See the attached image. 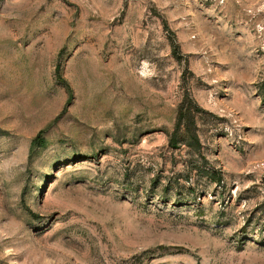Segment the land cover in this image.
Segmentation results:
<instances>
[{
	"label": "rangeland",
	"instance_id": "1",
	"mask_svg": "<svg viewBox=\"0 0 264 264\" xmlns=\"http://www.w3.org/2000/svg\"><path fill=\"white\" fill-rule=\"evenodd\" d=\"M0 264H264V0H0Z\"/></svg>",
	"mask_w": 264,
	"mask_h": 264
},
{
	"label": "trees",
	"instance_id": "2",
	"mask_svg": "<svg viewBox=\"0 0 264 264\" xmlns=\"http://www.w3.org/2000/svg\"><path fill=\"white\" fill-rule=\"evenodd\" d=\"M172 54H176L177 47L172 43ZM185 124L186 127L183 131H180L181 135L180 138L182 141H184L186 144H189V146H193L195 151H199L201 148V144L199 141V137L197 133L193 130H190V128L187 125V121L184 118V114L180 113V116H178V124L176 130H174L168 137V145L170 148H175L177 146V140H178V132H179V126ZM43 148L44 147V141L41 138V134H39L33 141H32V148ZM208 178L210 182L219 184L221 182V175L218 172L211 171L208 174Z\"/></svg>",
	"mask_w": 264,
	"mask_h": 264
}]
</instances>
